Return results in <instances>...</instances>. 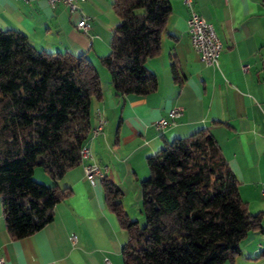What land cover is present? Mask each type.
<instances>
[{
    "label": "crops",
    "instance_id": "1",
    "mask_svg": "<svg viewBox=\"0 0 264 264\" xmlns=\"http://www.w3.org/2000/svg\"><path fill=\"white\" fill-rule=\"evenodd\" d=\"M170 1L161 52L147 62L158 76V87L148 95L117 94L99 62L109 53L112 30L120 21L112 0L79 3L80 12L91 19L87 33L76 27L79 11L71 13L64 2L51 6L47 0H0V28L22 31L38 49L83 54L95 63L103 93L92 101V128L97 109L107 122L99 134L90 133V160L120 187L126 212L140 225L145 222L140 182L150 175L147 156L201 128L218 141L249 211L264 212V0H191L222 40L215 66L206 65L192 44L189 5ZM174 60L180 81L172 74ZM177 105L183 106L182 114L157 131L155 121ZM83 164L59 179V186L72 193L56 204L53 220L30 236H10L0 198V253L6 264H124L121 251L128 232L106 201L102 178L87 179ZM34 178L53 183L37 168ZM261 224L241 241L240 253L222 264H264V216Z\"/></svg>",
    "mask_w": 264,
    "mask_h": 264
},
{
    "label": "trees",
    "instance_id": "2",
    "mask_svg": "<svg viewBox=\"0 0 264 264\" xmlns=\"http://www.w3.org/2000/svg\"><path fill=\"white\" fill-rule=\"evenodd\" d=\"M112 9L120 21L99 62L117 94L148 95L158 76L147 62L161 52L171 1L112 0ZM171 70L180 81L177 60ZM102 93L98 69L85 55L38 49L22 31L0 28V198L12 238L42 229L72 193L58 181L81 163L92 101ZM146 162L150 175L140 182L144 224L126 212L120 187L102 178L106 201L128 232L124 264H222L240 253L249 231L261 227L264 212L249 211L207 128L174 138ZM36 166L52 184L34 178Z\"/></svg>",
    "mask_w": 264,
    "mask_h": 264
},
{
    "label": "built area",
    "instance_id": "3",
    "mask_svg": "<svg viewBox=\"0 0 264 264\" xmlns=\"http://www.w3.org/2000/svg\"><path fill=\"white\" fill-rule=\"evenodd\" d=\"M51 6H55L59 2H64L68 7L71 13L78 12L80 13L79 19L76 23L77 29L87 33L91 30V19L87 15L80 12L79 3L86 0H47ZM187 5L190 7V15L188 18V31L191 36V41L194 48L199 52L201 60L206 65H217L219 54L222 50L223 43L219 37L214 24L204 18L200 13H198L191 5V0H185ZM248 65H242L244 70L248 69ZM98 114V122L91 129V136L99 134L106 122L107 119L103 115L100 109L96 110ZM183 112V106L177 105L173 107L167 117H161L154 123V127L157 131L163 132L164 129L174 120L176 117L180 116ZM91 151L88 146V142L81 148V163L84 162V175L90 181H94L95 178H103L104 170L100 165L91 161ZM74 240H76V235H71ZM0 264H6L5 256L0 253Z\"/></svg>",
    "mask_w": 264,
    "mask_h": 264
},
{
    "label": "rangeland",
    "instance_id": "4",
    "mask_svg": "<svg viewBox=\"0 0 264 264\" xmlns=\"http://www.w3.org/2000/svg\"><path fill=\"white\" fill-rule=\"evenodd\" d=\"M104 68V67H103ZM104 69H106V68H104ZM35 168H37V173L38 172H43V171H45L44 169H43V167H41V166H36ZM36 177H38L37 175H36ZM39 181V180H38ZM41 182V181H40Z\"/></svg>",
    "mask_w": 264,
    "mask_h": 264
}]
</instances>
